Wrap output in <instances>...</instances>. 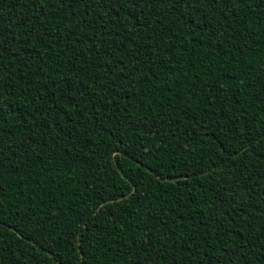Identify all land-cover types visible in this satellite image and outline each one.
Segmentation results:
<instances>
[{
    "label": "trees",
    "instance_id": "16d2710c",
    "mask_svg": "<svg viewBox=\"0 0 264 264\" xmlns=\"http://www.w3.org/2000/svg\"><path fill=\"white\" fill-rule=\"evenodd\" d=\"M0 264H264V0H0Z\"/></svg>",
    "mask_w": 264,
    "mask_h": 264
}]
</instances>
